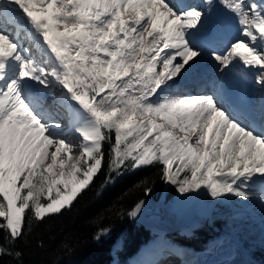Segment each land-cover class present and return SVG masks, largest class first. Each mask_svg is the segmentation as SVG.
Wrapping results in <instances>:
<instances>
[{"label":"snow or ice","instance_id":"snow-or-ice-1","mask_svg":"<svg viewBox=\"0 0 264 264\" xmlns=\"http://www.w3.org/2000/svg\"><path fill=\"white\" fill-rule=\"evenodd\" d=\"M221 3L240 35L218 53L208 15L193 3L0 0V231L9 244L27 212L42 221L70 208L102 168L105 142L109 181L127 161L133 170L160 164L181 194L203 187L213 198L251 197L249 185L264 182V105L234 115L213 95L165 94L205 50L222 70L254 71L264 87V5ZM30 82L60 86L53 103L77 142L58 134L64 124ZM11 254L0 246V256Z\"/></svg>","mask_w":264,"mask_h":264},{"label":"trees","instance_id":"trees-1","mask_svg":"<svg viewBox=\"0 0 264 264\" xmlns=\"http://www.w3.org/2000/svg\"><path fill=\"white\" fill-rule=\"evenodd\" d=\"M103 151L102 168L72 201L70 208L49 214L42 221L32 219L31 213L27 212L23 235L11 244L0 231V246L12 253L0 256V264H112L109 254L112 241L106 235L115 234L124 227H127L129 237L117 258L119 263L126 261L135 247V239L140 236V231L129 224L128 213L145 196V188L156 191L164 186L162 165L133 170L131 161H127L128 167L122 168L119 175L112 173L109 181V143H104ZM165 197L167 200L175 198L176 192L171 193L168 189ZM233 213L227 205L217 204L210 214L211 227L223 230ZM101 229H107V234L97 240L95 237ZM206 236H209V228L198 230V236L179 237L177 241L197 248ZM244 245L249 249L251 244ZM16 252L21 255L17 257Z\"/></svg>","mask_w":264,"mask_h":264},{"label":"rangeland","instance_id":"rangeland-1","mask_svg":"<svg viewBox=\"0 0 264 264\" xmlns=\"http://www.w3.org/2000/svg\"><path fill=\"white\" fill-rule=\"evenodd\" d=\"M251 2L264 5V0H246V3H251ZM227 12L229 11L223 6L221 0H216L212 12V16L214 17L213 19H215V16H218L220 20H225L228 14ZM205 53L208 55L211 54V51L203 52V54ZM194 65H196V63ZM217 70L218 68L215 69V71L212 74H209V76H207V78H209V81H211V85L213 84V80L215 78ZM188 71L186 73H188ZM180 78H183V76L176 78V83L173 84L170 89L165 90L166 95L176 96L172 93L171 89L175 88L176 85L178 86V84H182ZM39 86L42 89L41 95L44 96L45 100L47 101L46 106L51 107V105L54 104L53 103L54 98L60 96V92H61L60 86L53 85L51 89H45L44 86L42 85ZM201 91H206L208 93L207 90L189 89L187 90V93L185 94L182 93L179 96H194L193 94L201 93ZM53 111L55 115L54 117L61 116V119L59 118L60 122L64 124L63 129L57 130L58 134L67 135L68 139L73 140L74 143L77 142L74 134L69 133L68 121L66 118L67 113L65 108L61 110L55 109ZM176 166L177 165L174 164L173 169H175ZM168 189L170 190L171 193L176 192V197L170 199L172 203L174 202L176 204L181 203L185 200L192 199V197H194L199 191H201V189L195 191L190 190L187 193L181 194L177 191L175 185L165 181L163 187H161L156 191L151 190V192L146 193L145 196H155L160 200H165L166 192ZM249 191L251 193V197L247 200L240 197H236L232 194H225V196L217 197V200L209 214L202 207L198 208L195 213H191L190 211L187 212L186 214L181 215L177 212L179 216L185 219V227L183 228V230H180L175 235H166L163 238V242L165 243L163 247L167 248L172 252H176L179 254L181 253V255L184 256L186 253H189L192 255V258L193 257L195 258L193 259L185 258V259L192 261L197 260V262L198 260H201L203 262H206L207 264H213V261H215L214 259L210 258V253H212L216 248L219 251L222 249L221 253L219 252L220 255L217 254L215 255L216 257H219L221 255L226 256V259H224L223 261H221L222 257H219L217 260L219 262H222L223 264H264V201H262L260 198L261 197L260 191H256V190H252V191L249 190ZM217 204L227 205L234 212L232 218L228 220V224L221 231H217V229H213L211 227L210 214L215 209V206ZM128 221L129 224L135 226L140 231L139 233L140 236L137 239H135L134 242L135 247L127 255L126 261L124 263H119L117 258V252L120 250L124 251L125 239L129 237L127 227H124L121 231L116 232L115 234H107L106 236L110 237L112 241L109 252L112 264H140L137 262H133L131 260L132 256L138 251V249L141 246L148 245L151 241L154 242L153 239L156 236L155 233L152 234L147 230H143V228H141L139 225L134 223L131 219H129ZM203 228L205 229L209 228V236L203 238V241L201 242V244H199L200 246L197 247V249H194L186 244H179V242L177 241V238L179 237L186 238L191 235L198 236V230ZM171 240L178 243L176 244ZM245 243L251 244L249 249L245 247L244 245ZM147 262H148V258L146 260H143L142 264H147ZM159 264H166V263L160 262Z\"/></svg>","mask_w":264,"mask_h":264},{"label":"bare ground","instance_id":"bare-ground-1","mask_svg":"<svg viewBox=\"0 0 264 264\" xmlns=\"http://www.w3.org/2000/svg\"><path fill=\"white\" fill-rule=\"evenodd\" d=\"M215 2H216V0H214V3L211 7H209L207 5L206 0H201V2H198L197 5H199L200 8L203 9L205 14L208 15L209 23H210V26H211L212 31L214 33V36H215V42L217 44L215 50L218 53H220V52H223L231 42H234L239 37L240 25H239L237 19L235 18V16H233V14L231 12H227L228 14H227L225 20H220L218 18V16H215V19H213L214 17L212 16V12H213ZM231 17H233V18H231ZM231 33H234V34H231ZM200 63L203 64L207 68V71L200 70V68H199ZM241 66H243V65L242 64L237 65V67H239V68H242ZM192 67L189 69L188 73L184 72L182 75L183 78L181 81L185 82V86H182L180 84H178V86L176 85L175 88L171 89L172 93L176 96H179L182 93H184V94L187 93V90L192 89V90H207L208 91V93L206 91H201V93L193 94L194 96H196V95H207V94L212 95V93H211V90H212L211 89V81H209V78H207V76H209V74H212L215 71V69H217V68L221 69V65L219 64V62L216 61L215 58L213 56H211V54L207 55L205 53V54H203L197 58L196 65H193ZM244 68H242V69H244ZM245 70H248V69L245 68ZM200 72L203 73L202 78H199V77H201ZM249 72H252V74H253L252 79L254 81V88L257 90V103L261 108V106L264 105V87H262L260 84H258L256 82L255 72L254 71H249ZM193 78H199V81H194ZM215 84H216V81H215ZM47 108L53 116H55L53 110L63 109L62 106H60L59 104H56V103L52 104L51 107L47 106ZM55 118L58 121H60L61 116H58ZM248 190H251V191L256 190V191L262 192V190H264V182H262L260 180H256L254 183H251L249 185ZM160 198H162V197H160ZM216 200H217V198L211 197V195L208 194L207 190L202 188L201 191H199L194 197H192V199L185 200V201L178 203V204L173 202L172 206H173L174 210L177 211L181 215L186 214L187 212H190V211H191V213H195L197 211V209L200 207H202L209 214L211 209L213 208ZM181 230H183V228ZM149 232L152 234L156 232V236L153 239L154 242L151 241L148 245L141 246L138 249V251L132 256L131 260L133 262H137V263L142 264V261L146 260L148 258L147 264H159L160 262H163L166 264H183V263H186V264H207L206 262H203L201 260H198V262H197V260H194V261L187 260L188 258H191V259L195 258V257L192 258V255L189 253H186L184 256V255H181V253L179 254L176 252H172V251L168 250L167 248L163 247V245H165V243L163 242V238L166 236V234H164L163 232H157V231H153V230H149ZM171 241H173V240H171ZM173 242L177 244V242H175V241H173ZM210 247H211V245H210ZM221 250L219 251L216 248L212 253H210V258L215 260V261H213V264H223L222 262L217 261L219 257H222L221 261L226 259V256H222V255L219 257L215 256L217 254L220 255ZM209 252H210V250H209ZM209 252H208V254H209ZM189 255H190V257H189ZM205 255H207V254H205ZM185 258H187V259H185ZM188 262H190V263H188ZM214 262H216V263H214Z\"/></svg>","mask_w":264,"mask_h":264},{"label":"water","instance_id":"water-1","mask_svg":"<svg viewBox=\"0 0 264 264\" xmlns=\"http://www.w3.org/2000/svg\"><path fill=\"white\" fill-rule=\"evenodd\" d=\"M141 200L144 201V205L140 213L135 218L130 216L139 226L166 234H175L183 228L185 219L179 216L169 201H162L154 196H144L134 204L133 208Z\"/></svg>","mask_w":264,"mask_h":264}]
</instances>
